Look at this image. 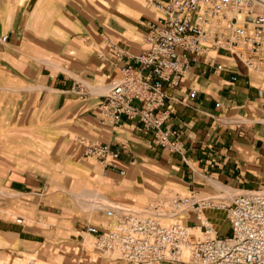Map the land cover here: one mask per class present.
Instances as JSON below:
<instances>
[{"label": "crops", "instance_id": "crops-1", "mask_svg": "<svg viewBox=\"0 0 264 264\" xmlns=\"http://www.w3.org/2000/svg\"><path fill=\"white\" fill-rule=\"evenodd\" d=\"M159 15L148 0H0V192L9 195L0 201V258L43 257L54 247L79 256L88 225H115L103 212H83L77 193L143 208L166 194L264 190L262 56L253 71L211 50L189 62L179 87L165 85L163 130L176 133L180 152L155 145L137 120L104 122L99 103L126 64L139 69L133 58L149 50L147 23ZM82 141L109 145L118 159L84 158ZM198 216L230 235L224 210H189L180 221L191 240L201 233Z\"/></svg>", "mask_w": 264, "mask_h": 264}, {"label": "built area", "instance_id": "built-area-1", "mask_svg": "<svg viewBox=\"0 0 264 264\" xmlns=\"http://www.w3.org/2000/svg\"><path fill=\"white\" fill-rule=\"evenodd\" d=\"M148 3L160 14L147 23L145 40L150 48L133 58L139 69L126 64L121 70L122 78L109 86L99 111L112 127H118L122 118L137 120L141 131L152 133L155 145L180 152L176 133L163 130L168 118L165 85L179 87L189 62L208 56L211 50L235 54L247 69L256 71L259 57L264 55V0ZM6 41L7 37L0 38V44ZM110 52L116 62L125 57L117 45L111 44ZM207 63L213 66V58L208 57ZM143 70L148 71L145 77ZM86 90V86L77 87L79 95H85ZM80 145L82 157L104 166L119 156L109 145L85 141ZM205 209L226 212L229 236L222 238L198 216L201 233L191 240L190 229L180 217L189 210L199 214ZM99 211L114 219L115 225L105 230L88 225L85 231L94 238L99 251L115 260L128 264H264V190L163 196L140 209L110 203Z\"/></svg>", "mask_w": 264, "mask_h": 264}, {"label": "rangeland", "instance_id": "rangeland-1", "mask_svg": "<svg viewBox=\"0 0 264 264\" xmlns=\"http://www.w3.org/2000/svg\"><path fill=\"white\" fill-rule=\"evenodd\" d=\"M264 58V55L262 56ZM223 192L228 194H233L232 191L227 189H222ZM9 195L7 193L0 192V201L6 200ZM173 196L171 194H166L164 197ZM73 197L78 200L83 212H101L99 211L103 205H109L110 202L107 201L105 197L100 195L98 192L89 191L74 194ZM134 209H140L133 207L131 205H126ZM84 251L79 254V256H64L62 250L59 247H54L47 250V253L43 257H29V256H4L0 258V264H107V262L112 263L116 261L113 257L99 251L96 248L95 240L91 236L86 238L83 242Z\"/></svg>", "mask_w": 264, "mask_h": 264}]
</instances>
